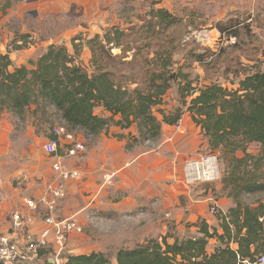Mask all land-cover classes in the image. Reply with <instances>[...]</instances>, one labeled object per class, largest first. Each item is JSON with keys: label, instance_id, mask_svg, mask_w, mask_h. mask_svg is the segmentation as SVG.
<instances>
[{"label": "trees", "instance_id": "1", "mask_svg": "<svg viewBox=\"0 0 264 264\" xmlns=\"http://www.w3.org/2000/svg\"><path fill=\"white\" fill-rule=\"evenodd\" d=\"M150 16L157 19L150 22V28L154 24L166 29L181 22L163 8L153 9ZM218 28L224 31L223 26ZM126 35L125 29L113 26L92 38L89 68L77 62L78 53L71 54L64 44H51L33 68L13 67L10 52L0 54V115L4 111L21 119L28 113L43 118L57 115L63 121L60 125L69 131L84 130L89 136H98L112 124L123 129L135 126L138 136L133 137L134 142H146L160 138L163 123L177 125L189 111L211 151L233 156L235 165L220 183L229 190L234 205L228 213L217 209L221 232L202 221L199 236L177 237L171 243L166 235L121 248L118 264H243L264 255V180L256 177L264 166V61L237 88L217 82L196 86L189 74L176 71L172 51L148 52L138 70H145L146 76L135 83L134 75L108 64L117 57L111 49L123 48ZM110 44L112 47L107 46ZM122 62L118 65L128 64ZM176 82H180V104L168 111L158 109L159 119L154 108L165 105V96ZM99 108L103 112L98 113ZM252 143L261 146L259 155L248 151ZM237 151L243 155H236ZM211 240L219 242L213 252L208 250ZM65 258L62 264H111L104 252L97 251Z\"/></svg>", "mask_w": 264, "mask_h": 264}, {"label": "crops", "instance_id": "2", "mask_svg": "<svg viewBox=\"0 0 264 264\" xmlns=\"http://www.w3.org/2000/svg\"><path fill=\"white\" fill-rule=\"evenodd\" d=\"M52 1L60 4L63 0H27L23 5L7 7L5 14L0 11V17H3L0 21L6 18L8 22L17 14L22 17L29 9L31 11L28 13L34 14L37 6L43 11ZM102 2L91 0L94 12L101 11ZM236 4L264 6V0H239ZM5 48L6 45H0V52L6 51ZM47 48V44H40L24 53L19 52L21 55H17L18 50L13 51V67L27 65L33 68ZM173 90L171 88L165 96V103ZM175 96L176 92L172 97L178 105ZM97 112L101 113L103 109L99 108ZM17 118L10 111L0 115V233L12 229V214L16 211H21L31 221L28 226L31 231L39 233L45 226L43 213L30 209L26 199L39 200L51 183L54 172L48 167L46 173L38 174L40 162L46 156L42 152L27 159L26 165L11 162L14 160L11 158L12 150L17 152L33 147L13 136L17 132L13 119ZM158 118L162 119V116L159 114ZM179 124L182 131L176 130V124L163 123L161 136L155 140L157 145L154 148H146L144 145L147 141L134 142L133 137L138 136L135 126L123 129L114 124L98 136L75 130L77 141L85 145V150L77 157H64L66 140L63 142L64 146L59 149L63 155L61 159L69 169L80 172V178L65 181L67 197L60 203L58 215L61 218L75 216L84 227L83 234L70 238L67 255L104 252L113 264H118L117 252L121 248H133L148 238L166 235L171 243L177 237L199 236L198 223L202 221H206L211 229L217 227L221 232L211 206L215 204L220 211L228 213L234 205L233 200L221 183L216 187L204 185L196 189L185 185L182 174L184 157L197 144H206L207 138L189 111L184 112ZM51 136L52 133L45 141ZM171 136L173 139L169 141ZM46 159L52 162L54 158L47 155ZM109 178L111 180L107 182ZM167 214H170L169 218ZM119 230L131 231L132 238L118 241L115 231ZM103 231H109L107 242L99 244L95 238ZM134 238L139 240L135 242L132 240ZM217 245L219 242L211 240L209 252L215 251Z\"/></svg>", "mask_w": 264, "mask_h": 264}, {"label": "rangeland", "instance_id": "3", "mask_svg": "<svg viewBox=\"0 0 264 264\" xmlns=\"http://www.w3.org/2000/svg\"><path fill=\"white\" fill-rule=\"evenodd\" d=\"M26 1L0 0V4H2L0 11L5 14L7 7L23 5ZM102 1L103 5H101L99 13L93 11L95 8H92L91 0H63L60 4L57 1L49 2L43 11L37 6V12L34 14L28 13L31 11L29 9L27 14L22 17L17 14L15 17L9 18L8 22L5 18L0 21V45H6V51L0 52V54L10 52L11 55L13 51L18 50L17 55H21L24 51L40 44L44 46L47 44L48 47L54 43L64 44L69 48L71 54L78 53L77 62L89 68L92 57L90 56L91 45L89 41L97 35H103L111 27L119 26L126 30L127 35L123 40V48L111 49L112 54L117 57L114 62L108 60V64L112 69L120 72L126 71L128 74L134 75L135 83H141L146 76L145 70L138 71L144 55L148 52L152 55L154 52H162L166 49L175 54L176 66L174 68L176 71L181 70L183 73L189 74L190 80H193L196 86L217 82L228 88H237L242 78L260 69L263 65L264 6L238 5L236 2L239 0ZM226 2L234 4H226ZM159 8L167 9L180 18L181 22L170 25L166 29V26L161 27L154 24L153 28H150V22L157 21V19H151L150 12ZM218 26H223L224 31H221ZM74 38H76L75 41ZM21 45L24 46L16 48ZM107 46L112 47V44ZM137 51L140 53L137 54ZM135 52L136 56H134ZM197 55H202L203 59L199 60ZM133 59H136V62L129 65ZM120 61L128 64L120 66L118 65ZM89 70L91 71V69ZM179 83H174L172 87L174 90L170 92V99L166 98L165 105L154 108L157 116H159L158 109L160 108L167 111L176 108L177 103L173 101L174 98L172 97L175 92V98L178 105L180 104ZM184 109H187V106ZM46 119H50V121H46ZM13 121L17 130L13 136L20 138L19 140L22 142L30 143V147L33 146L32 149L26 148V150L22 149L17 152L12 150L11 158L14 160L11 162H16L17 165L28 164L27 159L33 158L35 153L42 152L46 156L49 155L44 148L45 140L51 135L54 128L63 122L57 115L43 118L32 116L30 113L24 119L18 117ZM172 139V136L169 137V141ZM147 142L143 141V143H147L144 145L146 148H154L157 145L156 141ZM204 143L197 144L184 157L182 163L183 179L187 159L211 155L217 157L220 177L212 182H199L193 186L195 189L204 185L216 187L223 180L227 171L230 170L229 167L233 169L235 165L232 160L233 156H225L224 152H212L210 147ZM248 151L254 155H259L261 146L252 143L249 145ZM236 155L242 156L243 153L237 151ZM46 156L44 161L40 162V169H37L38 174L46 173L48 167L53 170V161H47ZM258 175L256 176L258 179L264 180V166L258 170ZM224 190L227 193L229 191ZM166 216L169 218L170 214ZM115 232L118 241L132 238L131 231L119 230ZM126 233L128 235H125ZM108 234L109 231H103V234L100 233L95 239L99 244H106ZM132 240L136 242L139 238ZM88 250L90 251V249ZM39 264L53 263L43 259ZM111 264L113 263L111 262Z\"/></svg>", "mask_w": 264, "mask_h": 264}, {"label": "built area", "instance_id": "4", "mask_svg": "<svg viewBox=\"0 0 264 264\" xmlns=\"http://www.w3.org/2000/svg\"><path fill=\"white\" fill-rule=\"evenodd\" d=\"M176 130L182 131L180 124L176 125ZM52 134L44 148L54 158L52 167L55 174L39 200L26 199L30 209L43 213L45 226L39 233H35L28 228L31 221L21 211L14 212L12 229L7 233H0V264H39L43 259L49 263L61 264L72 235L84 233L83 225L75 216L59 217L58 207L67 197L65 181L80 178V172L69 169L63 162L59 149L66 140L64 157H77L85 150V145L78 142L75 133L64 125L55 127ZM189 159L186 160L184 169V181L188 186L193 188L199 182L219 179L220 169L216 155ZM106 180L108 182L111 178ZM217 209L215 204L211 206L213 213ZM243 264H264V255L257 256L253 261H244Z\"/></svg>", "mask_w": 264, "mask_h": 264}]
</instances>
